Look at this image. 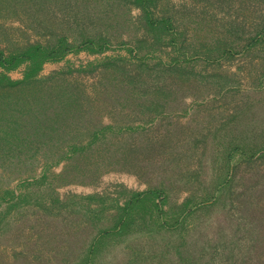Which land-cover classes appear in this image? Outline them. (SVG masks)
<instances>
[{"label":"rangeland","instance_id":"374dc122","mask_svg":"<svg viewBox=\"0 0 264 264\" xmlns=\"http://www.w3.org/2000/svg\"><path fill=\"white\" fill-rule=\"evenodd\" d=\"M151 10L170 17L171 34L157 38L132 0H0L6 54L47 43L49 29L108 40L25 81L27 63L0 67L14 82L0 83V264H73L132 192L152 187L167 192L165 208L226 190L187 222L188 248L207 244L216 264L264 238V152L232 150L264 142V44L246 47L264 28V0H156ZM228 150L236 162L222 184ZM26 191L8 208L9 193ZM160 244L131 234L99 264L154 263Z\"/></svg>","mask_w":264,"mask_h":264},{"label":"trees","instance_id":"16d2710c","mask_svg":"<svg viewBox=\"0 0 264 264\" xmlns=\"http://www.w3.org/2000/svg\"><path fill=\"white\" fill-rule=\"evenodd\" d=\"M135 4L142 8L144 25L148 30L154 32L157 38L162 35H169L172 25L170 17L155 18L152 15L151 6L156 0H132ZM38 5V2L36 3ZM86 17V15H85ZM84 22V19H81ZM84 28V26H82ZM79 30L78 34L72 33L70 29H49L48 35L50 39L47 43L35 42L29 43L18 51L9 54L0 50V67L6 70L13 69L21 63H27L25 70V79H28L36 74L41 65L50 60H58L66 53L77 49H89L101 51L108 47V40L102 35H91L84 33V29ZM173 38V37H172ZM256 43L264 44V28L260 27L255 30V33L248 39L246 47ZM231 47L227 49L230 51ZM177 60V58H174ZM173 60V61H174ZM179 61V60H178ZM0 83L14 84L13 81L6 76L1 75ZM98 134V132H97ZM236 153L244 157L251 158L263 150V145H251L247 148L243 144L233 146ZM231 150V149H230ZM227 151L223 162V169L226 170L222 179V184H227L230 181L227 170L235 165L236 159L234 152ZM221 184L216 186L210 195L198 196L196 199L194 193L187 196L184 201L179 204L171 205L168 208L164 207L167 202L168 194L160 187H152L142 191H134L129 198L120 205L117 209L114 220L109 226L97 229V233L91 238L86 251L73 264H99L102 263V253L105 252L111 243H115L120 238H125L128 235L140 234L151 237L153 241L161 240V244L157 247V252H152L151 257L156 259L154 263H148L149 259H144L138 254L134 257L135 260L128 261L127 264H165L166 258L172 261L178 256V260L184 264H216L214 262V253L212 250L207 252V244L203 245L194 252L188 248V230L187 222L190 217L195 215L198 210L205 208L210 210L222 198H227L226 190L224 191ZM10 198L7 201L9 207H16L21 202L29 201L31 198L30 191L14 195L9 193ZM228 194V192H227ZM230 209L228 210V212ZM224 239L228 244L231 236L224 233ZM264 233V230H263ZM228 238V239H227ZM221 238L217 241L220 242ZM252 243L249 248L238 254L235 248L229 250V256L225 259L229 264H261L263 258L264 264V238H256L250 240ZM258 246V247H255Z\"/></svg>","mask_w":264,"mask_h":264}]
</instances>
